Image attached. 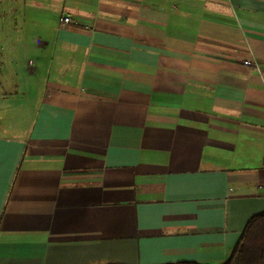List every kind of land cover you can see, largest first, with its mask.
I'll use <instances>...</instances> for the list:
<instances>
[{"label": "crops", "instance_id": "obj_1", "mask_svg": "<svg viewBox=\"0 0 264 264\" xmlns=\"http://www.w3.org/2000/svg\"><path fill=\"white\" fill-rule=\"evenodd\" d=\"M20 3L0 264L227 261L264 212V0Z\"/></svg>", "mask_w": 264, "mask_h": 264}, {"label": "rangeland", "instance_id": "obj_2", "mask_svg": "<svg viewBox=\"0 0 264 264\" xmlns=\"http://www.w3.org/2000/svg\"><path fill=\"white\" fill-rule=\"evenodd\" d=\"M17 1H18V3H16ZM22 1L23 0H0V28L5 27L4 24L8 25L7 20L11 21L12 18L17 17L15 14L13 15V12L15 10L22 11V12L24 11V9L22 8V5L20 3ZM26 10L28 11V13L32 12L31 11L32 9H30L29 7H27ZM18 16L20 17V15H18ZM18 23L20 24V21H18ZM8 27L9 26H7V28ZM13 27L15 28V26H13ZM7 28L5 27L6 31H7ZM2 32L3 31H1V29H0V53H3V51H4V53L7 54L9 52L8 50H12L13 48L17 49L18 47L22 46V42L19 40H16V37L12 41L10 40V37H8L6 35H4V37H1V36H3ZM7 37L9 38V40ZM32 46L34 47L33 42H29V49H33ZM31 57H32V52H30V55L22 54V56H20L18 58V60L13 61V62L9 63L8 65H5V66L3 65V62H1V59H0V99L5 98V102H7L8 103L7 105H9V106L13 105L16 102V100H18L20 98V96H19L20 93L17 94L15 91H8L7 90L8 93L6 95L5 94L6 89L2 88L1 85L7 84V83H17L18 81L23 82L24 81V65L31 59ZM9 66L10 67L14 66L16 68L17 72H15V73L5 72L6 68ZM11 76H12V78H11ZM10 114H11V112H10ZM1 115H2V117H6V118L8 117L7 120L9 122V124L10 123L15 124L16 122H18L16 119V116L13 114H11V116L8 115L7 111L0 112V117H1ZM10 118H12V120Z\"/></svg>", "mask_w": 264, "mask_h": 264}, {"label": "trees", "instance_id": "obj_3", "mask_svg": "<svg viewBox=\"0 0 264 264\" xmlns=\"http://www.w3.org/2000/svg\"><path fill=\"white\" fill-rule=\"evenodd\" d=\"M170 264L198 263L178 262ZM223 264H264V212L249 219L230 257Z\"/></svg>", "mask_w": 264, "mask_h": 264}, {"label": "built area", "instance_id": "obj_4", "mask_svg": "<svg viewBox=\"0 0 264 264\" xmlns=\"http://www.w3.org/2000/svg\"><path fill=\"white\" fill-rule=\"evenodd\" d=\"M62 22H64L65 24H70L74 22V19L70 16H65L61 19ZM32 64V63H30ZM244 65L250 67V68H257V63L254 60H247L244 62Z\"/></svg>", "mask_w": 264, "mask_h": 264}]
</instances>
